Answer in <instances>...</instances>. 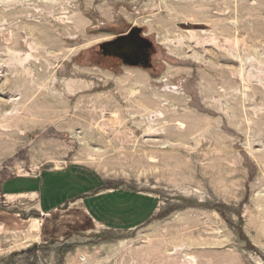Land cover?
I'll return each mask as SVG.
<instances>
[{"label": "rangeland", "instance_id": "1", "mask_svg": "<svg viewBox=\"0 0 264 264\" xmlns=\"http://www.w3.org/2000/svg\"><path fill=\"white\" fill-rule=\"evenodd\" d=\"M133 28L149 66L102 56ZM70 166L153 216L48 241L1 187ZM82 258L264 264V0H0V264Z\"/></svg>", "mask_w": 264, "mask_h": 264}, {"label": "crops", "instance_id": "2", "mask_svg": "<svg viewBox=\"0 0 264 264\" xmlns=\"http://www.w3.org/2000/svg\"><path fill=\"white\" fill-rule=\"evenodd\" d=\"M15 182L26 184H7L1 187V193L35 197L38 212L47 225L45 239L48 241L89 233L93 229L133 230L150 220L155 210L150 198L115 191L85 167L70 166L52 170L36 180ZM66 206L68 208L63 210Z\"/></svg>", "mask_w": 264, "mask_h": 264}, {"label": "water", "instance_id": "3", "mask_svg": "<svg viewBox=\"0 0 264 264\" xmlns=\"http://www.w3.org/2000/svg\"><path fill=\"white\" fill-rule=\"evenodd\" d=\"M141 33V29L133 28L128 34L101 45L102 56L119 59L124 66H149L150 57L147 51L151 44L141 37Z\"/></svg>", "mask_w": 264, "mask_h": 264}, {"label": "built area", "instance_id": "4", "mask_svg": "<svg viewBox=\"0 0 264 264\" xmlns=\"http://www.w3.org/2000/svg\"><path fill=\"white\" fill-rule=\"evenodd\" d=\"M81 260H82L83 264L84 263L87 264L86 258H82Z\"/></svg>", "mask_w": 264, "mask_h": 264}]
</instances>
